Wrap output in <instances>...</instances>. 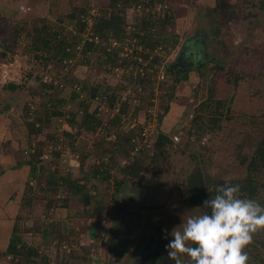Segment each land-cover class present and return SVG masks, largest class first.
<instances>
[{
	"label": "rangeland",
	"instance_id": "rangeland-1",
	"mask_svg": "<svg viewBox=\"0 0 264 264\" xmlns=\"http://www.w3.org/2000/svg\"><path fill=\"white\" fill-rule=\"evenodd\" d=\"M109 4L110 0H0V48L7 52L0 56V185L13 198L9 203L16 206L17 219L24 227L53 223L50 236L43 237L41 232L22 235L39 248L43 257L35 261L39 264H88L75 258L84 256L92 258L90 264H129L153 234H163L166 243L173 239L170 233L183 216L205 212L186 200V180L196 167L211 177L242 179L247 175L243 161L264 140V0H172L153 7L136 1L127 9L125 39H95L94 25L110 10ZM165 7L170 8L174 24L156 27L154 37L177 36L179 43L146 50L133 33L144 19L163 17L168 12ZM82 9L87 15L80 13L73 20V13ZM84 22L86 29L79 34L76 28ZM39 28L63 34L68 44L80 38L74 57L61 62L55 51H33ZM91 40L94 50L85 53L84 46ZM184 47L201 52L203 76L193 71L197 67L188 68L192 69L188 81L173 89L175 78L184 73L172 75L169 66ZM144 53L150 54L146 60L141 56ZM156 56L159 60L152 64ZM46 82L53 88L46 87ZM9 83L21 88L11 93L3 90ZM83 87L84 98L72 100V94ZM95 89L107 97L116 95L114 108L110 100H101L102 95L91 98ZM173 91L171 106L178 109L171 112L175 121L169 127L164 119V130L173 140L167 158L144 172L141 180L126 178L118 192L114 180L94 179L97 165L111 166V175L120 178V168L152 153L154 145L133 155L125 140H139L149 121L155 120L160 131L159 114L170 103ZM202 103L206 104L198 109ZM85 104L102 122L95 132L80 125ZM47 110L58 114L41 127L42 133L29 135L28 123L43 118ZM122 148L129 157L123 156ZM39 149L42 161L60 176L89 173L90 207L80 197H69L65 188L53 192L43 187L41 191L38 188L44 184L33 181V192L29 183L28 187L20 181L14 184L19 175L14 177L9 171H19L26 181L28 167L19 169ZM109 149L121 151L109 160L105 153ZM258 180L264 184V171ZM97 206L104 208L103 214L91 216ZM117 215L119 220L124 217L138 224L130 250L119 262L108 247L115 224L112 217ZM3 224L1 233L8 230V223ZM262 231L253 234L246 248L250 264H264V249L255 243ZM1 251L0 264H15ZM185 258L184 264H192Z\"/></svg>",
	"mask_w": 264,
	"mask_h": 264
},
{
	"label": "trees",
	"instance_id": "trees-1",
	"mask_svg": "<svg viewBox=\"0 0 264 264\" xmlns=\"http://www.w3.org/2000/svg\"><path fill=\"white\" fill-rule=\"evenodd\" d=\"M144 2V5L146 7L148 6H155L158 3L166 4L167 2H170L172 0H110L109 8L110 10L106 12L107 14L99 20L94 25V33L92 35L99 36L102 40H109L112 38H115L119 41L125 39V33H126V14L127 9L131 6L133 2ZM218 2V0H217ZM165 11H168L163 17L159 15L157 19L149 17L148 19H144L139 25L137 30L133 33V37H135L138 41L139 45H143L144 48L147 50H153L158 46H162L163 44H167L168 46H176L179 43L177 36H170V39L168 36L166 37H160L157 36L154 37V30L156 27L160 28L163 24H174V17L171 13L170 8L167 10V7L164 8ZM73 13L72 17L73 20H76L78 15H87L86 11L82 9L81 11H78ZM153 15V13H151ZM86 22L82 23L81 25H78V28H76V32L81 34L86 29ZM34 41H33V51L35 50H44L45 52H51L55 51V55L57 58L58 56L61 57L60 61L63 62L65 60H69L72 57H74V52L77 46L80 43V38H75L74 42L71 44H68L67 38L63 37V34H59L57 32H52L50 30L43 29H37L34 33ZM170 42V43H169ZM94 43L92 41H89L84 46V52L87 53L88 51L94 50ZM7 49V47H6ZM7 55V52L0 48V56ZM141 56L146 60L150 57V54H141ZM159 60V58L156 56L153 58L152 64L156 63ZM114 62V61H113ZM106 63H109V61H106ZM204 67V64H202L200 67L198 66L197 69L193 70L198 73L201 72V69ZM193 69V68H192ZM191 69V70H192ZM191 70H179L175 71L173 68L169 67L168 72L172 75L184 73V77L175 78V84L173 86V89H176L177 85L181 83L182 81H188L189 79V73ZM201 76H203L202 73H200ZM144 81V80H143ZM45 83L46 87L53 88V85ZM21 86H18L13 83L6 84L3 87V90H6L8 92H15L19 90ZM81 89V88H80ZM85 87L81 89V92L75 91L71 98L72 100H75L77 98H80L84 95ZM91 98L98 97L99 95H102V101L103 100H110V106L111 108H114L115 106V100L116 95H112L111 97H107L105 94L99 93L98 90H94L93 94H91ZM84 98V97H83ZM175 98V92L173 91L168 96V101L170 102L166 106H164L163 111L159 114V123L160 125H163L159 131L158 138L154 143L152 153L147 154L145 156V159L142 160H134L133 162L127 164L125 167L120 168L119 172L123 175V177L115 176L113 177L111 175V166L106 167L103 165H97L94 167V172H92L93 178L98 179L102 182H110V180H114L115 189L118 192L121 190L128 181L126 178L130 179H142V174L144 172H149L151 167H155L158 164V161L160 159L165 160L168 156V150L167 147L170 146L173 143V140L171 139L170 135L167 134L164 130V119L167 117V127H169L172 120H174V114H171V112H174L178 108L174 106H171V102H173ZM98 98H95L97 100ZM212 100V97H210V100L208 99V102ZM65 100H63L64 102ZM206 103H202L198 109H201V106H204ZM84 108V116L81 119L80 125H82V128L87 129L88 131L95 132L100 125H102V122L98 120L95 113L89 112V106L85 104ZM126 108H123V111H125ZM81 112V111H80ZM58 114L57 112L53 111H46V114L43 118H39L37 122H29L28 123V132L29 135L33 134H40L42 133V126L44 124H49L51 122V116ZM171 114V115H170ZM175 121V120H174ZM197 122V121H196ZM67 136H70L69 133L66 132ZM71 137V136H70ZM52 138V137H51ZM133 139V138H132ZM129 137L126 138L127 144L130 145L132 149H134L135 145L137 143H134ZM56 140V139H55ZM118 145V144H117ZM118 147H120L118 145ZM123 150L122 154L124 157H129V152L122 148ZM120 150V151H121ZM116 151H119V149H109L106 150L105 153H108V159L112 160L114 157V154ZM119 151V152H120ZM117 152V153H119ZM21 154H26L27 152L20 150ZM145 152L140 153L143 154ZM243 163H247V175L244 178H240L237 180H227L220 177H211L210 175H207L203 173V171L196 167L189 177L186 180V187H187V195L186 200L189 204L201 207L205 211L206 209L203 207V202L206 199H209L211 195H215V189L217 185L224 184L225 182L233 183V184H239L241 188V194L245 197L253 198L257 200L259 203L264 204V184L261 183L258 179L260 175L264 171V140L260 142V145L258 146L257 150L254 152L252 157L250 159L246 158ZM22 165V164H21ZM26 166L28 168H26ZM17 166H15L16 168ZM28 170V179L25 181L22 179L23 176H21V173L19 171H13V175H19L17 177L18 180H13L14 184L18 186V181L22 182L25 186H27V183L30 185V190L35 191L36 185L33 186V181H36V183H39V185L44 184V186L39 187L42 191L43 187L44 189L49 188L51 191L56 192L58 189L62 190V188L66 189L67 194H69V197H80L83 199L84 204L87 206H91L93 201V194L90 191V187L88 186V177L89 173L86 176H77L74 177L73 174H67L64 176H60L57 170H52L51 166L48 164H45L44 161H42V152L39 149L34 155L29 154L28 160L24 161L23 167L18 166V169L20 172L24 169ZM13 177V178H14ZM30 178V181H29ZM44 178H47L43 181ZM28 187V186H27ZM94 188H97L96 185L93 186ZM37 190V191H38ZM63 191V190H62ZM67 200H65L66 202ZM104 208H101V206H97L94 208L92 213H90L91 216L103 214ZM119 215L112 217L113 222H115L114 227L112 228L111 236H108V247L110 249V255L115 259V261H121L124 255L129 252L130 247L133 243V235L138 230V224L130 221L127 218H120L118 219ZM13 219H16L14 223H10L8 225L7 233H2V238L0 240V250L3 249L2 256H12L13 263L15 264H39L40 261L43 260V257L40 256L39 248L35 246L32 243H28L23 234H33L41 232L43 237L50 236L53 234L52 231V224L53 223H42L37 224L35 227H24L22 225V220L19 218L17 219V216ZM7 234V235H6ZM8 236L7 239L4 240L5 236ZM61 237V236H60ZM64 241V240H63ZM255 243H257L258 246H260L261 249H264V232L262 231V235L259 237L257 236ZM71 256H69L68 259L65 261H69ZM38 258H40V261L35 262ZM76 259H81L83 262H92V258H87L86 256L82 258L75 257ZM32 259V260H31ZM64 261V262H65ZM35 262V263H34ZM93 263V262H92Z\"/></svg>",
	"mask_w": 264,
	"mask_h": 264
},
{
	"label": "clouds",
	"instance_id": "clouds-1",
	"mask_svg": "<svg viewBox=\"0 0 264 264\" xmlns=\"http://www.w3.org/2000/svg\"><path fill=\"white\" fill-rule=\"evenodd\" d=\"M206 211L190 215L172 229L166 248L174 264H250L247 246L253 234L264 230V204L241 194L239 184L216 186L203 202ZM166 234L167 230H164Z\"/></svg>",
	"mask_w": 264,
	"mask_h": 264
},
{
	"label": "flooded vegetation",
	"instance_id": "flooded-vegetation-1",
	"mask_svg": "<svg viewBox=\"0 0 264 264\" xmlns=\"http://www.w3.org/2000/svg\"><path fill=\"white\" fill-rule=\"evenodd\" d=\"M201 56V52L187 50L186 47H184L176 59L178 61L176 62L175 60L177 67L173 69L175 71H184L188 70V68L200 67L203 64L202 59H200ZM163 239V234H153L149 243H145L138 253V256L134 257L129 264H174V261L168 256V250L166 248L168 241L164 243ZM185 257V255H182L181 259L185 261Z\"/></svg>",
	"mask_w": 264,
	"mask_h": 264
},
{
	"label": "built area",
	"instance_id": "built-area-1",
	"mask_svg": "<svg viewBox=\"0 0 264 264\" xmlns=\"http://www.w3.org/2000/svg\"><path fill=\"white\" fill-rule=\"evenodd\" d=\"M97 37H95L96 39ZM92 41V40H91ZM84 97V96H82ZM157 122L154 121H149L147 125H144L141 131V137L139 138V140L134 139L133 142L137 143L136 146L133 149V155H138L144 151L149 150L150 148H152V146L154 145L155 141L158 138V130H157ZM174 141L179 142L180 138L178 136H174ZM8 262L13 263V258L12 256H8L7 258Z\"/></svg>",
	"mask_w": 264,
	"mask_h": 264
},
{
	"label": "crops",
	"instance_id": "crops-1",
	"mask_svg": "<svg viewBox=\"0 0 264 264\" xmlns=\"http://www.w3.org/2000/svg\"><path fill=\"white\" fill-rule=\"evenodd\" d=\"M9 172L13 174V172H11V171H9ZM10 176H11V174L8 175V178ZM2 181H4V180H2ZM5 190H6L5 187L0 185V225L1 226L5 225L3 223L10 224L9 222H11L12 218L16 217V215H17V211H15L16 206L12 203H9V201L13 198H10L7 191H5ZM8 224L6 225L7 227H8ZM5 229H4L3 233H5ZM0 233H1V230H0ZM1 235H2V233L0 234V236Z\"/></svg>",
	"mask_w": 264,
	"mask_h": 264
},
{
	"label": "water",
	"instance_id": "water-1",
	"mask_svg": "<svg viewBox=\"0 0 264 264\" xmlns=\"http://www.w3.org/2000/svg\"><path fill=\"white\" fill-rule=\"evenodd\" d=\"M177 61H178V60H176V62H177ZM176 62H174L173 64H171L170 67H171V68H176V67H177V66H176Z\"/></svg>",
	"mask_w": 264,
	"mask_h": 264
}]
</instances>
